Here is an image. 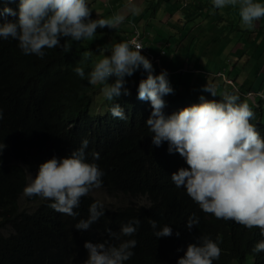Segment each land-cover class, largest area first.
<instances>
[{
  "label": "trees",
  "instance_id": "1",
  "mask_svg": "<svg viewBox=\"0 0 264 264\" xmlns=\"http://www.w3.org/2000/svg\"><path fill=\"white\" fill-rule=\"evenodd\" d=\"M107 1L99 11L86 0L90 19L119 16L121 22L113 29H98L90 39L68 40L70 51L45 49L41 59L21 54L17 40L0 38V144L6 146L0 155V264H84L88 258L85 242L118 244L108 229L119 233L121 226L133 219L140 221L136 233L121 240L135 239L137 244L132 249L134 255L124 264H177L187 246L200 236L211 238L221 248L213 264H264V252H253L264 240L259 228L249 229L204 213L185 189L173 184L171 175L188 165L179 153L169 154L167 142L153 145L142 122L125 121L122 132L108 133L90 117L94 89L76 75L74 68H84L83 61L88 66L94 58L88 52L99 54L108 49V41L114 42L123 26L127 27L125 34L132 31L142 10L130 13L122 4L117 5V0ZM5 6L18 10V0L11 4L0 0V8ZM12 20L4 17L0 23ZM259 30L264 35V26ZM64 42L62 38L61 44ZM258 44L259 40L252 39V45ZM181 73L187 77L179 75L176 82L180 86L194 80L187 64ZM262 78L250 88L239 87L245 95L255 91L264 98ZM209 86L213 92L217 90L213 83ZM214 99L218 101L220 96L216 94ZM248 105L254 113L250 122L264 137V99L257 98ZM84 139L89 141L86 161L97 164L104 173L102 187L94 189L111 198H122L114 206L102 204L104 216L87 231H80L75 225L86 220L90 205L98 202L91 196L94 189L81 198L74 209L76 217L56 212L49 206L50 200L24 196L23 189L41 163L69 156ZM93 153H98L99 159H93ZM193 215L199 222L189 230L186 224ZM150 220L157 221L156 230ZM165 225L172 228V235L158 239L154 231Z\"/></svg>",
  "mask_w": 264,
  "mask_h": 264
},
{
  "label": "clouds",
  "instance_id": "2",
  "mask_svg": "<svg viewBox=\"0 0 264 264\" xmlns=\"http://www.w3.org/2000/svg\"><path fill=\"white\" fill-rule=\"evenodd\" d=\"M206 2L208 5L194 3L185 20L209 12V7H214L217 13L219 9L237 4L242 24L249 29L254 21L264 17V0ZM3 3H17V0H3ZM90 16L86 0H18V10L0 8V20L13 18L0 23V38L17 40L23 53L16 47L21 54H34L42 59L45 49L70 51L68 40L90 39L98 29H113L121 22L119 16L95 20ZM134 26L126 34L127 27L119 29L120 34L126 36L123 42H113L111 49H103L99 54L88 52L94 56L88 66L83 61L84 68H74L76 75L94 89L90 117L105 126L108 133L122 132L125 121L142 122L150 138L152 136L153 145L159 147L167 142L169 154L179 153L186 161L187 169L181 168L171 175L176 187L185 189L204 213L249 229L259 228L264 236V137L250 122L254 113L248 105L257 98L264 99L260 97L262 94L249 91L245 95L241 87L237 88V83L220 74H209V81L204 79L201 84L192 80L172 89L177 82L170 78L166 64L163 66L165 56H155L151 41L147 40L149 34L133 29ZM136 31L141 34L142 47L131 43ZM62 38H65L63 44ZM165 53L163 51L162 56ZM141 67L143 70L137 73L139 82L129 86L125 77H131ZM177 73L180 74L176 72L174 76ZM216 80L224 84L222 91ZM210 82L216 91L209 89ZM169 94L171 98L167 97ZM216 94L220 96L218 101L214 99ZM88 144L84 139L80 148L69 156L53 157L41 163L24 187V196L50 200L49 206L56 212L76 217L74 209L79 207L81 198L92 189L102 187L104 175L97 164L86 161ZM5 147L0 144V155ZM92 156L99 159L98 153ZM102 216L103 205L94 202L89 207L88 218L80 220L75 229L87 231ZM198 222L193 215L186 227L191 230ZM149 223L152 229H157V221ZM139 224L138 219H133L123 224L119 233L108 229L109 236L119 241L118 244L85 242L88 258L84 264H124L134 255L132 249L137 241L121 240V237L133 236ZM154 235L158 239L170 237L172 228L165 225L154 231ZM176 235L179 237L180 233ZM253 252H264V240L255 245ZM220 255L217 242L200 236L196 243L187 246L177 264H213Z\"/></svg>",
  "mask_w": 264,
  "mask_h": 264
},
{
  "label": "rangeland",
  "instance_id": "3",
  "mask_svg": "<svg viewBox=\"0 0 264 264\" xmlns=\"http://www.w3.org/2000/svg\"><path fill=\"white\" fill-rule=\"evenodd\" d=\"M116 3L122 4L130 13L134 9L142 8L136 18L138 22L133 24L153 36L151 44L155 56L164 57L165 54L162 56V53L168 48L167 61L173 72L180 71L182 64L184 66L187 64L197 84H201L204 79L209 81V74H220L231 78L237 83V88L242 84L245 85V89L250 88L257 79L263 80L261 76L264 75V35L260 34L259 29L264 26V17L254 21V26L249 29L242 24L239 4L226 6L219 9V12L217 10V13L214 7H209V12L204 11L199 15L196 14L193 19L180 21L178 15L184 12L181 0H117ZM106 4H108L107 0H90L91 7L99 11L102 10V5ZM96 12L95 10L94 13ZM205 33L206 35H203ZM177 36L189 38L188 48L179 49L174 53L171 51V46L173 38ZM125 39V35H118L114 43L109 40L108 45L123 42ZM252 39L259 40V44L252 45ZM141 70L142 67L131 77H127L129 86L139 82L137 73ZM179 75L182 78L187 77L184 73ZM220 80L215 82L220 87L219 91H222L224 84ZM180 85L178 82L172 86V89ZM186 89L189 90V87L187 86ZM226 89L228 90V87ZM97 111L99 112L100 109ZM91 196L105 206L117 205L122 198L108 197L100 189L92 190ZM31 206L35 207V204Z\"/></svg>",
  "mask_w": 264,
  "mask_h": 264
},
{
  "label": "crops",
  "instance_id": "4",
  "mask_svg": "<svg viewBox=\"0 0 264 264\" xmlns=\"http://www.w3.org/2000/svg\"><path fill=\"white\" fill-rule=\"evenodd\" d=\"M198 1L199 2H203L205 5H208L206 0H181V5L184 7V12L183 13H179V15H178V18H179L180 21H184L186 19L185 15H188V12L194 6V3L198 2ZM133 29H136V30H139L142 33L148 34L147 32L142 31L141 28L139 29V26H137V25L134 26ZM203 35H206V33L203 34ZM181 37L177 36V37L173 38V41H172L173 45L171 46V51L177 53L179 49L180 50H184V49L188 48V39L189 38H181ZM151 38H153V36L149 35L147 40L151 41ZM149 43H151V42H149ZM150 46H151V51H152L153 50L152 44H150ZM167 51H169L168 48L166 50L165 57L162 59L163 66H164V64H166L167 68L170 69V71H169L170 78H172L174 80H177L179 75L178 76H174V73H176V72L181 73V71L185 70L186 66H184V64H182V67H181L180 71L176 70L175 72H173L171 67H170L169 62L167 61V55H169V54H167ZM206 67H207V64H206ZM125 80H129V79L127 77H125Z\"/></svg>",
  "mask_w": 264,
  "mask_h": 264
},
{
  "label": "built area",
  "instance_id": "5",
  "mask_svg": "<svg viewBox=\"0 0 264 264\" xmlns=\"http://www.w3.org/2000/svg\"><path fill=\"white\" fill-rule=\"evenodd\" d=\"M131 43L133 44V46L139 45L140 47H142L140 32L136 31V33H134L133 40L131 41Z\"/></svg>",
  "mask_w": 264,
  "mask_h": 264
},
{
  "label": "bare ground",
  "instance_id": "6",
  "mask_svg": "<svg viewBox=\"0 0 264 264\" xmlns=\"http://www.w3.org/2000/svg\"><path fill=\"white\" fill-rule=\"evenodd\" d=\"M112 1V0H111ZM109 8V7H108ZM197 74V73H196ZM260 99V98H259Z\"/></svg>",
  "mask_w": 264,
  "mask_h": 264
}]
</instances>
